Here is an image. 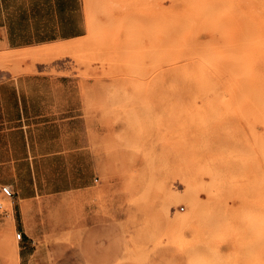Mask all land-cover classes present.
I'll list each match as a JSON object with an SVG mask.
<instances>
[{"label": "rangeland", "instance_id": "374dc122", "mask_svg": "<svg viewBox=\"0 0 264 264\" xmlns=\"http://www.w3.org/2000/svg\"><path fill=\"white\" fill-rule=\"evenodd\" d=\"M69 11L84 15L75 38L0 40V162L24 156L6 127L20 125L12 89L53 106L51 125L29 119L32 163L0 164V188L16 192L0 194V264L16 246L19 264H264V0ZM53 44L75 47L22 55Z\"/></svg>", "mask_w": 264, "mask_h": 264}, {"label": "crops", "instance_id": "0c3cea01", "mask_svg": "<svg viewBox=\"0 0 264 264\" xmlns=\"http://www.w3.org/2000/svg\"><path fill=\"white\" fill-rule=\"evenodd\" d=\"M75 21H84V15L83 13L79 15L73 14L69 11V0H0V40L6 41L10 46H30L33 44H44L75 38L78 36L73 32V22ZM60 84H62V82H60ZM5 87L6 86L4 85L0 86V93L2 90L6 89ZM11 93L12 100L9 107L12 111H17V122H19L20 125L19 127H15L12 124L11 126H8L10 124L7 122L6 127L7 131H11L13 137H16V134L21 135L24 156L23 158H14V156H11V160L8 162L2 160L0 164H11L15 169V166H19L24 162L29 164L32 163L30 162L31 144H34L36 137L32 133V131L34 132V129L31 131V128L36 125L34 123L30 124L29 119L38 118L39 120L40 118H43V123L37 125H46L48 123L51 125V119H46V117L49 116V111L52 110L53 106L51 105V93L41 94L43 95V99L37 107L36 105L32 106V99L30 100V97L40 98V94L25 93L22 92L19 87L13 88ZM59 95V99L61 98L62 100L63 94ZM61 107V103L54 106L55 109H60ZM31 108L39 110L40 112L38 113L41 115L33 117L31 114L29 118V111H31ZM56 122L57 121H55V123ZM5 124L4 104L3 98L1 97L0 134L2 137L5 131ZM2 146L3 144L0 143L1 149L3 148ZM33 176L35 182V175ZM32 189H36L35 185ZM35 195V192L29 194L24 200H30ZM13 262L19 264V253L18 258H15Z\"/></svg>", "mask_w": 264, "mask_h": 264}, {"label": "bare ground", "instance_id": "6f19581e", "mask_svg": "<svg viewBox=\"0 0 264 264\" xmlns=\"http://www.w3.org/2000/svg\"><path fill=\"white\" fill-rule=\"evenodd\" d=\"M194 3V2H193ZM226 3V2H225ZM204 4V3H203ZM215 4V3H214ZM187 7V6H186ZM205 8V7H204ZM190 10V9H189ZM243 14V13H242ZM172 18V17H171ZM184 18H186V16L184 17ZM183 19V18H182ZM190 19V18H189ZM191 19H193V18H191ZM192 21V20H191ZM190 21V22H191ZM197 21V20H196ZM215 22V21H214ZM253 22V21H252ZM188 22H186L185 24H187ZM251 23V22H250ZM188 25V24H187ZM252 25V24H251ZM253 25H254V23H253ZM179 27H180V25H179ZM172 28H174V27H172ZM254 28H255V25H254ZM181 29V28H180ZM180 29H179V31H180ZM182 30H184V28L182 29ZM172 33H173V31H172ZM213 36V35H212ZM252 37V36H251ZM255 38V37H254ZM254 42V41H253ZM235 43V42H234ZM238 43V42H237ZM62 44V43H61ZM64 44V43H63ZM230 44V43H229ZM54 45V44H53ZM57 45V44H56ZM44 47V46H43ZM75 47V44H70V45H60V46H53V47H50V48H47V49H45V50H32V51H27V52H25V53H23L22 55L23 56H27V55H34V56H37V55H39V54H42V53H52V52H56V51H64V50H71V49H73ZM211 47V46H210ZM226 47V46H225ZM242 47V46H241ZM258 47H259V45H258ZM232 48V47H231ZM44 49V48H43ZM227 49H229V47H227ZM237 49H241V51H242V48H237ZM237 49H235V50H237ZM226 50V49H225ZM234 50V51H235ZM244 50V49H243ZM227 51V50H226ZM233 51V52H234ZM244 51H246V50H244ZM236 53V52H235ZM237 54H238V52H237ZM17 55V54H16ZM19 55V54H18ZM238 55H241V53H239ZM11 56V55H10ZM12 56H14V55H12ZM226 56V55H225ZM231 57V56H230ZM12 58V57H11ZM229 58V57H228ZM225 61H227V60H225ZM242 62H243V60H242ZM229 64H230V62H229ZM245 69V68H244ZM223 72H224V70H223ZM216 73V72H215ZM220 75V74H219ZM230 77V76H229ZM223 81H224V79H223ZM228 83V82H227ZM202 84V83H201ZM225 84V83H224ZM246 86V85H245ZM249 86V85H248ZM206 88V87H205ZM207 92V91H206ZM210 93V92H209ZM249 93V92H248ZM264 96V95H263ZM251 103V102H250ZM233 105H234V103H233ZM261 113H262V111H261ZM262 115V114H261ZM260 117V116H259ZM253 141V140H252ZM254 144V143H253ZM255 145V144H254ZM257 147V146H256ZM257 149V148H256ZM216 161V160H215ZM251 176H252V174H251ZM249 179V178H248ZM193 180V179H192ZM175 191V190H174ZM177 191H179V190H177ZM187 191V190H186ZM180 192H182V191H180ZM179 193V192H178ZM185 195V194H184ZM178 197V196H177ZM178 200V199H177ZM218 202H220V201H218ZM18 246H16L15 247V249H14V251H13V256L17 259L18 258Z\"/></svg>", "mask_w": 264, "mask_h": 264}, {"label": "built area", "instance_id": "2783aa9c", "mask_svg": "<svg viewBox=\"0 0 264 264\" xmlns=\"http://www.w3.org/2000/svg\"><path fill=\"white\" fill-rule=\"evenodd\" d=\"M0 194L3 196L4 200L13 199L15 196V190L11 185H2L0 188ZM4 200L0 202V212H6L4 207ZM17 239L20 241L23 239V232H18Z\"/></svg>", "mask_w": 264, "mask_h": 264}]
</instances>
